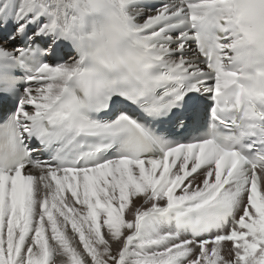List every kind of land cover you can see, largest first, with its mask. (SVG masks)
Masks as SVG:
<instances>
[{
  "label": "snow or ice",
  "instance_id": "6c2138e0",
  "mask_svg": "<svg viewBox=\"0 0 264 264\" xmlns=\"http://www.w3.org/2000/svg\"><path fill=\"white\" fill-rule=\"evenodd\" d=\"M0 264H264V0H0Z\"/></svg>",
  "mask_w": 264,
  "mask_h": 264
}]
</instances>
